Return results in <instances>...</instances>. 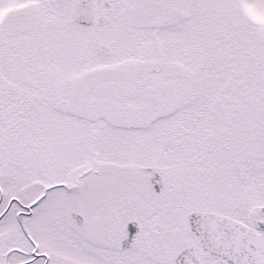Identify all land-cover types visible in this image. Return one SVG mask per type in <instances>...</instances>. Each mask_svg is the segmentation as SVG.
<instances>
[{
    "label": "snow or ice",
    "instance_id": "obj_1",
    "mask_svg": "<svg viewBox=\"0 0 264 264\" xmlns=\"http://www.w3.org/2000/svg\"><path fill=\"white\" fill-rule=\"evenodd\" d=\"M0 264H264V0H0Z\"/></svg>",
    "mask_w": 264,
    "mask_h": 264
}]
</instances>
